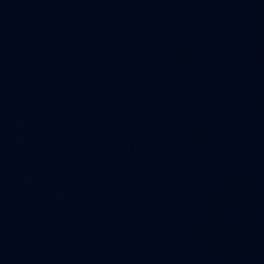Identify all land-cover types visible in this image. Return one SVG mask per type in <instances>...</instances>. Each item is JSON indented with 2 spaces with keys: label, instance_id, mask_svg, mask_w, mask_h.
Listing matches in <instances>:
<instances>
[{
  "label": "water",
  "instance_id": "obj_1",
  "mask_svg": "<svg viewBox=\"0 0 264 264\" xmlns=\"http://www.w3.org/2000/svg\"><path fill=\"white\" fill-rule=\"evenodd\" d=\"M0 264H264V0H0Z\"/></svg>",
  "mask_w": 264,
  "mask_h": 264
}]
</instances>
